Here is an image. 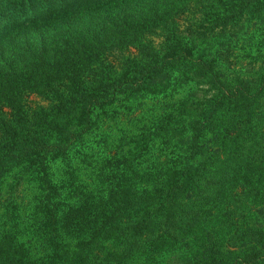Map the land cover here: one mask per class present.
Listing matches in <instances>:
<instances>
[{"label":"trees","instance_id":"1","mask_svg":"<svg viewBox=\"0 0 264 264\" xmlns=\"http://www.w3.org/2000/svg\"><path fill=\"white\" fill-rule=\"evenodd\" d=\"M100 20L117 25L114 36L99 34ZM99 41L116 46L126 64L110 67L117 79L101 85L108 93L72 103L86 130L67 127L74 137L63 142L57 130H41L44 120L35 123L45 111L33 121L24 115L18 82L53 68L36 56L40 48L61 46L62 65L114 59ZM141 48L160 67L132 61ZM179 91L172 109L132 141V153H142L110 161L120 167L105 195L115 212L104 203L99 219L71 227L82 236L71 245L60 235L75 232L59 228L51 210L53 220L40 227L46 252L8 238L0 264H264V0H0V182L13 172L49 186L46 157L68 158L100 123L118 138L122 118L111 111ZM156 145L163 160L140 172ZM46 192L49 209L57 194ZM50 253L65 255L48 260Z\"/></svg>","mask_w":264,"mask_h":264},{"label":"rangeland","instance_id":"2","mask_svg":"<svg viewBox=\"0 0 264 264\" xmlns=\"http://www.w3.org/2000/svg\"><path fill=\"white\" fill-rule=\"evenodd\" d=\"M109 5H111V2ZM118 17L120 15H115L114 19ZM99 25H101L102 29L99 34L103 38L114 36V29H116L117 25L104 24L101 20ZM128 26L131 27V25ZM118 31L122 35L125 34L121 29ZM99 42L100 45H103L99 50L111 51L112 54L114 53V59L108 57V61L102 65L96 60L97 58L92 57V67L85 63L87 58L78 61L74 60L71 65L70 63L62 65L63 61L61 60L59 64V60L67 57L64 55L61 58L60 53H64V51L61 52V46L40 48L36 56L52 63L53 68L46 72L44 69L43 72L42 68L45 67H42L36 70L32 77H28L25 84L18 82L20 95L25 96L22 104L23 108L20 107L21 110L23 109L27 112L24 115H27L33 121L34 118L32 117H36L35 113L37 111H45L46 113H42L35 123L44 120L43 123L38 124L42 125L41 130L46 132L57 130L56 133L62 137L63 142H68L70 138L74 137L72 136L73 131L67 130V127L74 125L75 129L86 130V124L81 122L83 116L78 117V114L72 108V103L80 101L79 98L85 94L100 95L108 93V90L102 89L101 85L105 82L107 83L110 79H117L116 74H112L110 67L113 65H119L120 67L126 64V60L123 57L125 54L123 52L120 54L116 50V46L108 44V41ZM113 42L119 43L117 38ZM145 47L150 48L151 46L146 42ZM151 50L149 49L148 53L143 48L132 50V61L152 63L155 68L160 67V63L156 62V56ZM138 71L139 69H136L131 74L138 76L140 75ZM130 79L132 82L135 81V77ZM26 83L29 85H26ZM74 84L79 85L83 89L73 88ZM105 87L108 86L105 85ZM82 90L84 91L83 94ZM184 93L179 91L177 94L165 97H139L140 99L142 98L139 103L143 107H138L137 104H134L132 110L118 106L115 111H111L110 115L111 119L116 118L118 112L120 114L118 117L122 118L119 119L117 117L119 119V127L122 130V132L117 130L118 138L114 136L115 133L111 132L110 126L105 128V131L107 129L109 132L104 133L101 127L102 123H100L96 132L83 139L82 144L73 145L68 158L62 159L59 157L54 159L52 156L46 157L44 162L48 167L49 186H44V188L40 189V184L37 185L23 180L20 182V177L16 173L12 172L5 175L0 182V241L12 238L26 247H31L34 255L41 256L45 246L41 245L42 233L40 227L41 225H49L53 220L51 210L57 212L58 227L65 230L67 227L72 230L71 227L84 223L86 220L99 219L98 215L102 211L101 205L104 203L108 211L115 212L114 205L110 206V200L105 196L115 190V187H111L110 178L120 169V167H111V162L120 165L122 157L132 156L134 158L137 153H142L139 150L136 154L132 153L134 147L132 141L140 136L142 132H147L145 125L151 126L160 117H163L165 113L169 112ZM41 96L44 98H41ZM124 99L126 100V98ZM124 103L127 105L126 102ZM67 105H70L69 108H67ZM107 115L103 113L101 117ZM20 118L17 116L10 122V125L17 126ZM24 123L25 120H23L22 124ZM77 123L79 124L77 125ZM125 141L127 143L123 144ZM160 148L161 145H156L150 149V156H144L143 162L139 167L141 168L140 172L149 170V165H156L163 160L159 153ZM15 175L17 177H14ZM100 177L102 178L100 179ZM30 184L34 188H29L28 185ZM48 187L52 189L53 196L57 194V198L52 199L49 209H46L49 203L46 196ZM73 209H78L76 214H71ZM72 231L75 232L76 237L70 233L60 235V238L61 236L64 237L71 245L74 242H78V239L82 237L79 231ZM63 241L61 240L60 242ZM74 254L81 256V253ZM64 255L65 253H56L55 256V253H50L47 254V259L53 260L59 256H61L59 258H63Z\"/></svg>","mask_w":264,"mask_h":264}]
</instances>
